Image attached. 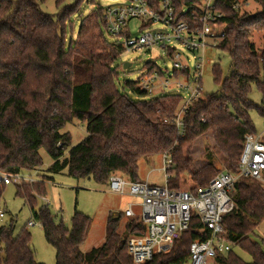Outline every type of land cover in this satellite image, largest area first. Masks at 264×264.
I'll return each mask as SVG.
<instances>
[{
    "label": "trees",
    "instance_id": "16d2710c",
    "mask_svg": "<svg viewBox=\"0 0 264 264\" xmlns=\"http://www.w3.org/2000/svg\"><path fill=\"white\" fill-rule=\"evenodd\" d=\"M45 1L0 0V173L41 169L39 150L43 148L51 164L42 171V178L65 171L70 177L91 178L108 186L114 174L130 182L142 181L138 162L170 153L173 167L168 187L178 189L180 175L187 173L193 189L205 186L217 174L212 163L194 169L190 157L183 155L184 147L207 132L223 153L228 171L237 173L244 136L256 133L249 111L256 110L264 119V46L257 52L250 41L253 32L264 33V0H254L261 6L256 14L239 15L221 4L226 29L216 47L229 55L230 73L222 80L218 65L213 67L219 92L203 95L183 111L181 129L174 121L182 106L180 95L150 97L136 81L125 82L124 87L138 96L133 99L117 88V71L112 65L123 49L106 39L101 7L80 20L73 42L66 39V24L72 30L71 17L79 14L81 3L93 0H74L60 8L62 0H57L55 17L41 10ZM200 1L173 0L177 13L188 9L179 19H194L192 10ZM80 35L83 39L78 42ZM252 83L262 96L260 104L248 98ZM73 119L85 122L86 136L69 148L70 134L61 131ZM205 149L209 157L207 144ZM4 186L0 184V195ZM23 189L25 193L16 186V195L40 224L46 242L55 251V264H134L126 243L131 235L144 233L138 218H126L123 212L109 215L102 242L83 251L90 218L76 211L67 229L62 222H54L47 206L34 210L36 198L31 194L44 197V184ZM230 195L233 208L222 216L223 237L248 253L252 261H243L232 248L217 254L213 261L264 264V249L250 238L264 222V183L238 177ZM123 217L126 221L121 223ZM200 228L197 217H192L189 228L167 253L154 255L144 264H186L190 244L209 237V232H200ZM0 240L3 264H43L35 260L31 234L25 228L12 236L11 228L2 226Z\"/></svg>",
    "mask_w": 264,
    "mask_h": 264
},
{
    "label": "built area",
    "instance_id": "2783aa9c",
    "mask_svg": "<svg viewBox=\"0 0 264 264\" xmlns=\"http://www.w3.org/2000/svg\"><path fill=\"white\" fill-rule=\"evenodd\" d=\"M125 2V5L103 10L104 32L123 50L155 48L171 59L170 76L151 59L148 63L151 68L146 66L136 85L150 97L168 93L169 87L177 86L174 94L181 96L182 106L174 121L181 129L180 113L202 97L201 78L207 63L204 56L209 46L207 39L216 40L217 45L224 37L226 21L221 4L240 15L247 13L245 8L249 6V0H201L192 10L194 19L189 20L179 19L188 9L177 13L173 0ZM133 19L138 20V28L144 30L137 36L132 35L129 27ZM154 25L159 28L150 29ZM189 55H192L193 66L189 64ZM161 158L162 186L147 179L130 182L118 174L109 177V191L131 199L123 211L124 217L138 218L145 227L142 235L128 238L127 252L134 264H144L154 255L165 254L179 235L189 228L192 217H197L201 224L199 231H208L209 237L190 244L186 264H207L233 246L223 237L221 222L222 216L233 208L230 192L235 180L242 177L264 181V130L244 136L237 173L218 172L205 186L170 189L167 183L173 167L171 154H161ZM32 180L22 173H0V184L4 185ZM42 199L47 201L44 197ZM0 217H3L1 211ZM28 224L34 225L30 221Z\"/></svg>",
    "mask_w": 264,
    "mask_h": 264
},
{
    "label": "rangeland",
    "instance_id": "374dc122",
    "mask_svg": "<svg viewBox=\"0 0 264 264\" xmlns=\"http://www.w3.org/2000/svg\"><path fill=\"white\" fill-rule=\"evenodd\" d=\"M56 2L57 0H46L44 3L40 4V8L43 12L55 17L58 13ZM73 3L74 0H62L59 8L72 5ZM125 4V0H93V2L81 3L78 9L79 14L75 13L70 19L72 30L70 26L66 24V39L68 40L71 38L73 42L75 41L80 20L87 17L97 6L104 10L108 7ZM260 10V4L254 0H249V6L245 8V12L249 14H256ZM129 27L132 35L137 36L141 32H144V30L138 28V20H131L129 22ZM152 28L158 29L159 26L154 25L150 27V29ZM105 37L108 41H113V39L106 34ZM82 39L81 35L78 36V42H81ZM250 41L254 45L255 50L260 52L262 46H264V33L253 32L250 36ZM207 43L209 46H207L204 54L207 63L202 71L201 78L202 96L219 92L218 84L215 82L212 74L215 65H218L221 71L222 80L230 73L231 61L229 55L215 46L217 43L216 40L209 38L207 39ZM95 47V45L91 46V48ZM189 57L191 60L189 64L193 66L194 62L192 55H189ZM148 59L155 60L156 66L159 69H166L167 75L170 76L172 70L171 59L162 53V51L155 48H139L132 51L123 50L112 65L117 71V88L133 99H138V96L131 93L127 87H124V84L125 82H135L139 79L145 71V62ZM124 63H130V66L127 69H123ZM191 73L190 71V74ZM178 78H180V76H178ZM259 80H261V77ZM177 89V86H172L169 87L166 92L175 93ZM248 98L253 103L260 104L262 96L256 83L251 84ZM249 116L256 132L259 133L264 130V119L259 116L256 110H250ZM61 132H68L70 134L69 148H71L86 136L85 122L73 119L64 126ZM206 144L209 146L211 153L209 157H207V150L205 149ZM187 150L189 154H187ZM39 154L42 159L41 169L39 168L38 170L25 173V175H29L33 178L32 181H22L19 184L10 183L3 187L0 195V211L3 214V217H0V228L2 226L10 227L12 236H16L21 229L25 228V230L31 234L30 246L35 252V260L43 264H55V251L53 247L46 242L40 224L32 218V212L29 206L25 204L23 198L16 195V186L21 187L22 191L25 193L24 187L30 188V186L35 184H44V198L47 201L42 199L43 196L33 192L31 195L36 198L34 210H38L42 206H47L54 222H62L67 229L71 228L70 218L74 212L77 211L87 215L91 220V225L87 237L81 245L83 251L96 247L102 242L105 222L108 216L123 212L131 199L127 196H118L111 193L106 184H98L91 178L76 179L68 176L65 171L57 174H46L47 178L44 179L41 177V173L51 164V159L47 151L43 148L39 150ZM183 155H188V157H190L192 162L191 165L194 169H200L203 165L210 162L213 164L215 173L228 171V165L225 163L224 155L215 145L212 135L209 132L194 139L190 146L184 147ZM161 162V155L151 157L148 162L140 160L138 162V173L141 180L147 179L153 184L162 186L164 184V176L161 171ZM261 182L264 183V181ZM178 184V189H187L194 183L191 181L190 176L184 173L180 175ZM29 221L33 222L34 225H29ZM124 221H126V218H121L120 222L123 223ZM250 238L258 242L261 248L264 249V222L254 229ZM3 247L0 240V249L2 250ZM232 250L243 261H252L251 256L238 246L233 245ZM0 264H3V262H0ZM207 264L216 263L211 260L208 261Z\"/></svg>",
    "mask_w": 264,
    "mask_h": 264
},
{
    "label": "water",
    "instance_id": "95a60500",
    "mask_svg": "<svg viewBox=\"0 0 264 264\" xmlns=\"http://www.w3.org/2000/svg\"><path fill=\"white\" fill-rule=\"evenodd\" d=\"M151 59H148L145 63H149ZM130 66V63H124L123 64V69H127Z\"/></svg>",
    "mask_w": 264,
    "mask_h": 264
},
{
    "label": "crops",
    "instance_id": "0c3cea01",
    "mask_svg": "<svg viewBox=\"0 0 264 264\" xmlns=\"http://www.w3.org/2000/svg\"><path fill=\"white\" fill-rule=\"evenodd\" d=\"M145 180V179H144ZM151 183V182H150ZM153 184V183H152Z\"/></svg>",
    "mask_w": 264,
    "mask_h": 264
}]
</instances>
